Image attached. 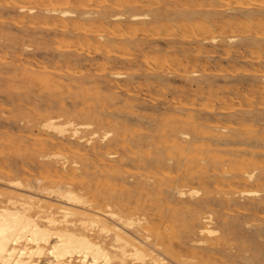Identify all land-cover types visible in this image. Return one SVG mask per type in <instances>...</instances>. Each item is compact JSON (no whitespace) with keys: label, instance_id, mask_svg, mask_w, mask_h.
Returning a JSON list of instances; mask_svg holds the SVG:
<instances>
[{"label":"rangeland","instance_id":"obj_1","mask_svg":"<svg viewBox=\"0 0 264 264\" xmlns=\"http://www.w3.org/2000/svg\"><path fill=\"white\" fill-rule=\"evenodd\" d=\"M16 1L36 7L37 12L41 13V0ZM158 2L143 10L127 9L126 13L128 18L133 14L142 13L151 16L137 25L143 30H138L131 37L148 48L151 46L156 49L161 60H167L162 63L163 68L159 73L161 78H151L145 66L133 77V67L121 64L119 59H116L112 68L101 72L102 62L90 63L86 58L87 52L97 57L104 53L106 50L102 48L99 50L101 53L96 50V46L103 47L101 43L97 44L98 42L89 37L84 39L79 35L61 41L57 37L60 32L57 33L40 23L32 25L26 13H20L13 7L7 8L0 1V56L5 57V60H0V204L7 200L9 195L19 194L7 185V181L21 180L25 185L33 186L35 181H41L44 186L55 189L59 184L64 187L71 184L72 190L91 198L93 206H100L103 212L107 211V205H110L113 210L124 216L147 217L146 225L151 239L147 242L146 249L154 256H161L175 264H264V39L256 38L260 29L252 21L261 18L264 20V10H261V6L252 4L251 10L235 12L233 8L237 5L236 1L220 0L216 6L227 4L226 11L206 14L190 12L191 10L184 12L186 5L198 4L200 0ZM87 4L85 11L94 14L87 22H90L94 30L101 27L107 29L114 25L113 20L99 23L93 17L110 4L99 5L90 1ZM1 16H4L5 20ZM207 17L216 25H223L227 20L232 23L245 20L248 21L247 25L252 21L253 24H250V30H243L241 26L240 30H235L234 35L240 39L233 46L227 44V38L233 34L229 27L227 30L217 28L212 32L213 36L221 38L224 46L202 44V41L196 40V32H185L191 36L190 40L182 39L184 34L177 28L178 25L206 20ZM243 22L241 23L244 26ZM155 35H158L157 39H153ZM204 36H209V33ZM112 40L108 39L109 42ZM195 46H199L203 52H187ZM225 51L230 52L228 59H223ZM255 52H259L262 57ZM124 53L126 52H122ZM144 53L146 54L145 51L130 49L126 55L132 54L141 62L145 57ZM62 54L73 55L69 65L70 71L63 61ZM252 55L260 59L246 62V56ZM171 56L182 59L183 63L173 61L172 64ZM43 67L47 69L44 70ZM112 72L124 73L127 76L115 79ZM169 72L172 73L168 74ZM193 72H197L199 76L193 77ZM148 80L155 82L149 89L144 87ZM123 82L129 83L131 92L118 89V85L124 84ZM212 107L213 111H210ZM223 110L228 111L223 113ZM37 111L41 112V116L37 117L40 122H43L46 115L63 114L64 122L75 120L77 123H93L94 128L85 131L94 130L99 134L94 138L93 145L96 147L84 143L81 147L82 155L70 152L66 155L70 163L67 173L62 168L65 160H53L52 163L58 170L50 173V179L42 176L46 160L34 150V140L30 136H38L41 133L40 130L31 128L28 123L30 116L38 113ZM78 112L83 115L78 116ZM172 123L174 126H171ZM183 126L187 129L189 127V130ZM225 127L227 131L223 130ZM127 128L130 129L127 131ZM118 130L120 136L116 133ZM107 131L113 132L112 139H119L117 145L113 141L109 142L115 147L109 151L102 140ZM171 132L173 136L169 135ZM182 132L190 138H184ZM195 132L201 134L197 135ZM177 145L183 148L181 150L184 153L178 149L172 152ZM170 147L173 148L171 152ZM57 148L45 145L39 150L48 155L57 151ZM209 148L210 150H207ZM109 152L114 153V157L109 155ZM216 154H221L222 157L220 155L219 159ZM159 160L163 163H158ZM74 161L80 167L73 166ZM203 163L209 164V167ZM198 168H201V173L195 175ZM252 171L255 178L249 180L247 174ZM85 181L91 183H84ZM101 184L105 186L102 188ZM86 186L90 189H86ZM182 188L187 191L197 189L201 193L188 195L187 199H183L177 194V190ZM241 190H254L258 195L241 196L234 193ZM34 192L33 195L24 194V197L31 196L38 202L41 197L47 196L46 193L37 194L35 190ZM52 198L47 202L61 205L56 196ZM209 215L213 217V228L219 231V235L214 237L199 234L202 218ZM165 231L172 233L169 234L171 237ZM235 233H238L240 238L233 241ZM145 235L147 233L144 230L138 234L141 238ZM94 236L105 241L108 247L113 242V235L100 234L97 229ZM200 240L206 243L201 244ZM147 264L152 263L148 260Z\"/></svg>","mask_w":264,"mask_h":264},{"label":"bare ground","instance_id":"obj_2","mask_svg":"<svg viewBox=\"0 0 264 264\" xmlns=\"http://www.w3.org/2000/svg\"><path fill=\"white\" fill-rule=\"evenodd\" d=\"M0 1H2L5 5V7H7V8L13 7V8H16V10L20 13H24V14L26 13L25 15H26V17H29L30 23L32 25H34L36 23H40V24H43V25L49 27L50 29L55 30L57 33L60 32V33H58L57 37L60 38L61 41L68 39V38H71L73 36L79 35L84 39L89 37V39L98 42L97 44L101 43L103 47H97L96 46L97 52L101 53L102 51H99V50H102V49H104L106 51L104 53H101L99 55V57H97L96 55H93L89 52L86 53V58H87L88 62H90V63H94V62L97 63L99 61H100L99 63L102 62L101 66H103V68H102L101 72L107 71V69L112 68L113 65H115L116 59H119L121 61V64L129 65V66L133 67L132 68V69H134L133 74H132L133 77L136 76V74L141 70L142 66H145L146 71L148 72V74L150 75L151 78L152 77L153 78H161L159 76V73H160V70L163 68L162 63L166 62L167 60L166 61L164 59L161 60V58H160L161 56H159L160 53L156 49L151 48V46H150V48H148L147 46H144V44L138 43L139 41L137 42L136 40H134V38L131 37L134 34H136V32L138 30H143V29L138 28L139 26H137V25H139L141 23V21H144L146 19H150L151 16H149V14H147V13H142V14H133V15L129 16V18H128L127 13H126L127 9H130V8L131 9L139 8V9L143 10V8H146L147 6H152L155 3H159L158 0H41V3H40V6H41L40 12L41 13L40 14L37 12L36 7L28 6L26 4L16 3L17 2L16 0H0ZM88 1L94 2V3L95 2L99 3V5L103 4V3L104 4H110L109 6L107 5V8L105 10L99 11L96 14V16H93V17H94L95 21L99 22V23L109 22V21L113 20V21H115L114 25L107 27V29H104L101 27L100 29L94 30L92 28L90 22H87V21H90L89 20L90 18H92L91 15H94L93 13L85 11L86 6L88 5L87 4ZM219 1L220 0H210V1L200 0V2H198V4L194 5V3H193V4L186 5L184 8V12L191 10L190 12H194V13L214 14V12L217 13V12L226 11L225 6L227 4H219V6H216V3H218ZM229 1H232V0H229ZM233 1L237 2L236 7L233 8V11H235V12H239V11L244 12L245 10H251V9H253L252 4L259 5L262 7L261 10H264V0H233ZM192 2H193V0H192ZM215 7H217L216 10H214ZM14 14H12V15H14ZM44 15H46V16H44ZM1 17H3L2 19H4V16H1ZM202 17H203V15H202ZM205 19L206 20L201 19L202 21H196V22L192 21L191 24H187V25H178V26L176 25L177 28L181 31V33L183 32V34H184L182 39L184 41H189L191 36L186 35L185 32H188V31L192 32V33L196 32V33H198L195 36L196 40L202 41V44H212V46H218V47L224 46V44L221 43V38L218 36H213L214 33L212 34V32H213V30H215L217 28H218L217 30H220V29L221 30H227V27H229L233 34L227 38V44H229L230 46H233L240 39L238 36L234 35L235 30H240L239 29L240 26H241V28H243V30L244 29L250 30V28H251L250 24L252 23V21L255 23L256 27H259V29H260V32H258V35L256 36V38L257 39H264L263 38V36H264V20L262 18L257 19V21L255 19H252L251 23L249 22L250 23L249 25H247L248 21L246 22L245 20H244V22L242 20H240V22L238 21L237 23H234V22L232 23V22H229L227 20V21H225V23L223 25H216L213 23V21H212L213 24L210 22L211 21L210 18L208 19V17H207ZM241 22H243V24H245V25L243 26ZM175 24H177V23H175ZM208 33H209V36L205 37L204 35H206ZM128 37H130V38H128ZM157 38H158V35L153 36V39H157ZM108 39H113V40L111 42H109ZM85 43H87V42L85 41ZM103 43L104 44L111 43V44L105 46ZM246 44H248V43H246ZM130 49H134L135 51H138V52L145 51L146 54L144 53L145 57L143 58V60H141V62H140L137 58H134L132 55L133 53L126 55L127 51ZM185 49H187V48H185ZM238 51H239V49H238ZM241 51H243V50L241 49ZM122 52H126V53L122 54ZM160 52H162V51H160ZM187 52H195L196 54H198V53H202L203 51L199 46L198 47L195 46L194 49H189V50H187ZM259 52L258 53L255 52V53L258 54L259 56H261L259 54ZM224 53H225V55L223 56V59H228L230 57V52L225 51ZM252 53H254V52H252ZM196 54H194V55H196ZM187 55H188V53H187ZM62 57H64L63 61L67 64V67L69 65H71L70 63L72 61L73 55L62 54ZM167 57H168V59L170 58L169 56H167ZM174 57H175V55H174ZM189 57H191V56H189ZM256 58L260 59L256 56H253V55L252 56H246L245 61L246 62H254L257 60ZM0 60H5V57L0 56ZM170 60H171V63L173 61H174V63H179V64L183 63V60L179 59V58H173ZM187 62L189 63V60ZM216 63H218V62L216 61ZM189 65H190V63H189ZM56 66H58V65H56ZM205 66H207V65H205ZM43 69L46 70L47 68L43 67ZM170 69L172 70V68H170ZM67 70H68V68H67ZM69 71H70V66H69ZM230 71H232V70H230ZM176 72H177V70H176ZM178 72H180V71H178ZM170 73H172V72H169L168 74H170ZM31 74L33 75L32 72H31ZM256 74H257V76H259L258 72ZM45 75H47V74H45ZM112 76L115 79H123L127 75H125L124 73H119V72L113 73L112 72ZM198 76H199V74L197 72H193V77H198ZM162 77L164 78L165 75ZM263 79H264V77H263ZM49 81L51 82V80H49ZM42 82H43V80H42ZM61 82H65V81L61 80ZM154 84H155V82L153 80H148L144 87L149 89ZM254 84H255V82H254ZM186 88L188 89V87H186ZM118 89L121 91L125 90L127 92L132 91L131 88H129V83H127V82L124 84H119ZM174 91H176V89ZM179 94H180V92H179ZM105 97H107V96H105ZM117 97H119V96H117ZM120 97H122V96H120ZM21 98H23V97H21ZM28 98H30V97H28ZM47 99H49V98H47ZM179 102H180V100H179ZM34 107H37V106H34ZM212 109H213V107L211 108L210 111H213ZM37 110L41 111L42 109H37ZM33 111H35V110H33ZM223 111L222 112L225 113L228 110H223ZM45 113H48V112L45 111ZM90 113H91V111H90ZM40 114H41V112H38V113L35 112L34 115L32 114V116H30L31 118L28 120V123L31 125V128H36V129L40 130V132H41V133H39L38 136H33V135H30V136H32L33 140H34V150L37 151V153H39L38 154L39 156H42L47 161V162L45 161V163H44V175L42 174V176L45 179H47V178H49L50 173L58 170V169H56V165L54 163H52L53 160H58V159L59 160L60 159L65 160L62 163V168L67 173L68 167L70 166L69 165L70 163H68L69 159H68V156H66V155L69 152L74 154V155L75 154L82 155L83 154V150L81 148L82 145L84 143L86 145H89V146L93 145L94 144V138L98 137L99 134L94 130L90 131V132L85 131V130L93 129L94 128L93 123H87V122L77 123L75 120H69L67 122H64L63 121L64 120L63 114L58 115V116H53L52 114L46 115L47 117L44 118L43 122H40L39 121L40 119L38 120V118H37L38 115H40ZM81 114L83 115V113L78 112V116H82ZM191 114H194V113H191ZM44 116H42V117H44ZM196 116H198V115H196ZM101 119H102V116H101ZM156 124H158V123H156ZM30 125H29V127H30ZM194 125H196V124H194ZM171 126H174L173 123ZM163 127H164V125H163ZM183 128L186 130H189V127L187 129L186 127L183 126ZM251 128H252V126H251ZM128 129H130V128H127V131H128ZM143 130L146 131L145 129H143ZM166 130H167V127H166ZM223 130L227 131V128L225 127ZM125 131H126V129H125ZM212 131H213V129H212ZM174 132H176V131H174ZM116 133L119 134L120 133L119 130ZM195 133H197V135H198V133H200V132H195ZM230 133L228 132V134H230ZM164 134L165 133H163V135ZM235 134H237V133H235ZM169 135H172V132ZM182 135H184V138H185V136L188 137V134H186L184 132H182ZM217 135H218V133H217ZM119 136H120V134H119ZM212 136H213V134H212ZM229 136H231V135H229ZM232 136H234V135L232 134ZM236 136H238V135H236ZM112 137H113V132H111V131L105 132L102 136V140L105 142L104 146L108 151L112 147H114L113 145H111L109 143L110 141H113L115 143V145L119 144V139L118 138L112 139ZM140 137H142V136H140ZM147 137H146V139H147ZM238 137H236V138H238ZM184 138H183V140H184ZM188 138H190V137H188ZM222 138L224 139V137H222ZM10 139L12 140V138H10ZM24 140H22V141H24ZM220 140H221V137H220ZM107 141H108V143H106ZM139 141H141V140L139 139ZM166 141H168V140L166 139ZM178 141H179V139H178ZM125 142H127V140ZM180 142H181V139H180ZM45 145L55 146L56 148L58 147L57 148L58 150L55 152L53 151V152L49 153L48 155H44V154H42V151L39 150V148L42 149L45 147ZM142 145H143V143H142ZM158 145H160V143H158ZM173 145H175V143H173ZM182 145H183V143H182ZM242 145H243V143H242ZM209 146H211V145H209ZM93 147H96V146L93 145ZM203 147H204V145H203ZM222 147H224V146H222ZM165 148H167V147H165ZM175 149L181 150L183 148L180 145H177L174 147V151H172V152H175ZM171 150H173V148L170 149V152H171ZM207 150H210V148ZM141 153L142 152H140V154ZM181 153H184V152L181 150ZM208 153H210V152H208ZM109 155L114 157L115 154L112 152H109ZM169 155H170V153H169ZM194 155H197V154H194ZM220 155L219 156L217 155V158H219ZM144 156H145V154H144ZM221 157H222V155H221ZM252 157L254 158L253 155H252ZM161 158H162V156H161ZM167 158H169V157H167ZM88 160L90 161V159H88ZM160 162H162V160H159L158 163H160ZM254 162H257V161H254ZM82 163H84V162H82ZM145 163L146 162L144 161V164ZM140 164H141V162H140ZM189 164H191V163L189 162ZM203 164H205V163H203ZM214 164L216 165V163H214ZM72 165L73 166L78 165V163L76 161H74L72 163ZM149 165H150V163H149ZM208 165L209 164H207L206 166H208ZM73 166L70 167L71 170H72ZM98 166H97V168H98ZM145 166H146V164H145ZM179 166H180V163H179ZM192 166H193V163H192ZM78 167H80V165H78ZM192 168H194V167H192ZM198 169L199 170H197L195 172V175L201 173L200 172L201 168H198ZM86 170H87V167H86ZM193 171H194V169H193ZM244 171H243V173H244ZM69 176H70L71 180H74V178H72L71 175H68V177ZM247 176H248L249 180H254V178H255L254 171L248 173ZM90 177H92V176H90ZM58 180H60V179H58ZM75 180L79 181V179H75ZM93 180L95 181L96 179H93ZM47 181H49V180H47ZM105 181H107V180H105ZM176 181H177V179H176ZM86 182L87 181H85L84 183H86ZM103 182H104V180H103ZM110 182H111V180H110ZM6 183L8 186L12 187L14 190H17L19 192V194L9 195L7 200L1 202V204H0V264H147L148 260H150L152 264H175V263H172V261L171 262L167 261L165 258H163L161 256L152 255V253L148 252V250L146 249L147 242L151 239L150 235H148V233L150 232L149 228L146 225L148 223L147 217H144L141 215L124 216V215L120 214L118 211L113 210L110 205H107L109 209L107 208L106 209L107 211L103 212V211H101L102 209L99 208L100 206L98 208L93 206V200H91V198L89 199L88 196L79 194V193H77V191L75 192L74 190H72L70 188L71 184H69V185L67 184L65 187L63 185L59 184L58 186L56 185L57 188L55 189V188H51V187H46L47 185L44 186L43 183L41 184V181H35L34 186L30 185V184L25 185L21 180H11V181H7ZM73 183L75 184V182H73ZM87 183L90 184L91 182H87ZM106 183H108V182H106ZM247 183H248V181H247ZM53 184H56V183H53ZM92 185H91V187H92ZM101 185H103V186H101L102 188L105 186L104 184H101ZM169 186H171V185H169ZM96 187H97V185H96ZM86 189H90V188H87V186H86ZM115 189H116V187H115ZM34 190L37 191L36 192L37 194L38 193H46L47 196L41 197V199L38 200V202H35V200L31 196L24 197V194H27V195L35 194ZM95 191H97V190H95ZM113 191L111 190V192H113ZM96 193H98V191ZM114 193H112V194H114ZM200 193L201 192L197 189H191V190L187 191L186 189L182 188V189L177 190V194L183 199H187L188 195L195 196V195H199ZM234 193L235 194L238 193L241 196L258 195V192L254 191V190H241V191H236ZM0 196H2V193H0ZM55 196L58 198L57 201L60 202V204H61L60 206H56L52 202L51 203L47 202V200L53 199L52 197H55ZM110 197H112V196H110ZM117 197H119V196H117ZM44 200H45V202H44ZM108 203H109V201H108ZM56 209L58 211L54 212V210H56ZM33 211H35L34 214L31 213ZM167 211H168V209H167ZM134 212H136V211H134ZM58 213H60V215H58ZM213 223H214V221H213L212 215H209L207 217H203L202 218V225L199 229V234L201 236H211V237L219 235V231L213 228V225H212ZM170 225L173 227L172 224H170ZM167 228H169V227H167ZM96 229L99 231L100 234L105 233L107 236L113 235V239H112L113 242L110 245V247H108L105 244V241H101L94 236ZM142 230H144L147 233V235H145V237H143V238L138 236V234L141 233ZM167 231H165L167 235L172 234V233H168ZM233 236H234L233 241L240 238V236H238V233L233 234ZM169 237H171V236L169 235ZM163 240H165V239H163ZM200 243L204 244L206 242L204 240H200ZM167 251H169V250H167ZM166 253H168V252H166ZM187 264H192V263H187Z\"/></svg>","mask_w":264,"mask_h":264}]
</instances>
